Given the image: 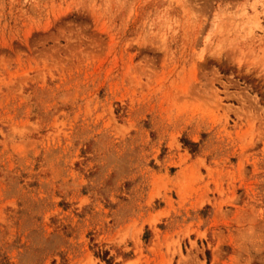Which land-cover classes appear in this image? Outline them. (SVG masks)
Returning a JSON list of instances; mask_svg holds the SVG:
<instances>
[{
    "label": "rangeland",
    "instance_id": "rangeland-1",
    "mask_svg": "<svg viewBox=\"0 0 264 264\" xmlns=\"http://www.w3.org/2000/svg\"><path fill=\"white\" fill-rule=\"evenodd\" d=\"M0 264H264V0H0Z\"/></svg>",
    "mask_w": 264,
    "mask_h": 264
}]
</instances>
